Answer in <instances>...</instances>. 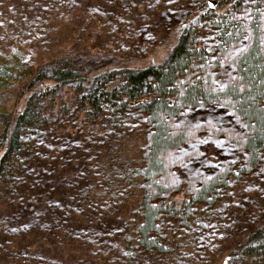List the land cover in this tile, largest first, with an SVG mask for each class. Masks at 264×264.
<instances>
[{
  "label": "rangeland",
  "instance_id": "1",
  "mask_svg": "<svg viewBox=\"0 0 264 264\" xmlns=\"http://www.w3.org/2000/svg\"><path fill=\"white\" fill-rule=\"evenodd\" d=\"M204 1L0 0V132L5 117L24 107L23 89L42 65L64 55L98 57L102 67L164 63L183 15ZM207 1L215 11L230 7ZM246 1L232 14L258 23L264 50V0ZM220 19L196 23L227 81L248 34L223 51ZM208 65L205 80L222 88ZM50 109L48 128L27 133L23 152L0 173V264H264L237 253L264 226V150L253 167L243 143L248 129L226 101L172 117L186 139L165 156L163 197L179 207L164 203L149 239L139 234L142 201L152 192L149 116L108 104L101 115L86 114L73 84L61 86Z\"/></svg>",
  "mask_w": 264,
  "mask_h": 264
},
{
  "label": "trees",
  "instance_id": "2",
  "mask_svg": "<svg viewBox=\"0 0 264 264\" xmlns=\"http://www.w3.org/2000/svg\"><path fill=\"white\" fill-rule=\"evenodd\" d=\"M206 1L183 15L164 63L102 67L98 57L88 62L64 55L39 67L28 88L23 89L24 107L4 119L0 132V173H6L12 161L23 152L27 133H40L48 128L52 120L50 106L61 95V86L67 84L75 85L86 114L101 115L104 104H108L122 111L139 109L153 122L146 166L152 192L146 193L142 201L143 221L139 231L145 239L158 229L164 203L166 209L173 206L172 211L179 207V200L163 197V191L167 189L165 156L183 145L186 139V132L174 130L170 122L184 107L205 105L210 100L226 101L248 129L244 148L252 166L256 167L264 150V50L259 25L255 22L247 26L241 20L239 23L232 14L233 10L246 6V0H225L223 6L230 5L225 12L212 10ZM206 15L221 18L218 28L223 51L235 49L241 35L248 34L244 48L230 60L236 68L232 80L225 81L228 71L220 63V57L213 56L201 42L196 20ZM209 62L215 64L212 75L222 85L214 91L212 82L205 80L210 71ZM237 253L253 261L264 259V226L253 230Z\"/></svg>",
  "mask_w": 264,
  "mask_h": 264
}]
</instances>
